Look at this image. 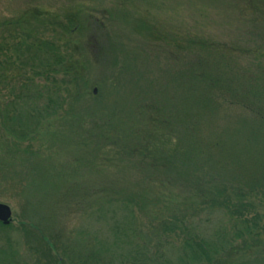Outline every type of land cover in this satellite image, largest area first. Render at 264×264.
Masks as SVG:
<instances>
[{"label": "rangeland", "instance_id": "1", "mask_svg": "<svg viewBox=\"0 0 264 264\" xmlns=\"http://www.w3.org/2000/svg\"><path fill=\"white\" fill-rule=\"evenodd\" d=\"M69 17L71 34L56 26L77 83L64 92L62 110L31 141L12 137L0 119V202L13 212L0 239L11 237L22 251L39 226L74 244L83 231L91 243H111L107 264H120L143 253L135 250L134 230L141 227L139 241L152 239L156 215L167 221L171 207L196 214L183 202L156 205L164 196L156 182L178 178L166 166L172 152L186 158L190 147H201L234 174L255 177L264 168V119L241 100L246 78L262 83L264 77V0H0V47L12 50L15 36L40 40L46 24ZM209 72L217 76L214 86L202 78ZM8 97L0 96V107ZM147 150L154 154L145 157ZM260 150L262 168L255 162ZM239 154L250 168L230 163ZM41 171L49 183L31 186ZM182 188L176 198L188 201L192 188ZM126 199L132 210L122 204ZM200 217L209 218V234L230 227L219 211ZM22 221L40 225L27 226L34 229L27 235ZM118 230L122 243L115 241ZM228 264H264V252H238Z\"/></svg>", "mask_w": 264, "mask_h": 264}, {"label": "trees", "instance_id": "2", "mask_svg": "<svg viewBox=\"0 0 264 264\" xmlns=\"http://www.w3.org/2000/svg\"><path fill=\"white\" fill-rule=\"evenodd\" d=\"M72 18L69 17L68 23L64 24L61 21L59 24L48 22L51 25H45L46 35L45 32L42 33L40 40L27 41L15 36L12 39L17 46H12V50L0 47V96H9L0 107L1 125L8 134L20 141H31L38 137L47 121L62 110L66 101L64 92L71 84L77 83L75 75H68V70H73L72 64L68 62L70 54L60 44L63 42L60 39L61 32L56 26L61 25L62 34H71L75 31L71 29L75 20ZM9 23L13 24L14 21ZM17 24L10 27H16L17 30ZM22 53L25 56H22ZM18 57L21 59H17ZM213 73H205L202 77L210 86L217 82V76ZM32 77H42L44 84L40 86ZM246 80L245 94L241 96L242 105L250 107L251 113H256L259 121H263L264 77L262 83H257L256 77H248ZM75 86L78 88V85ZM253 106H258L261 111L253 109ZM208 152L196 146H193V149L189 148L186 158H182L180 153L172 152L168 159L174 158L172 161L169 159L170 162L166 166L178 178L170 175L166 182L162 179L156 182L163 189L160 193L164 194L163 200L161 196H157L156 205L165 202L174 206L176 202H183L186 210L194 209L196 214L188 215L189 212L183 213L181 212L183 210L171 207L173 215L167 217L171 221H164L162 215H156L160 224L152 226V239L139 241L144 239L138 236L141 227L134 230V237H140L135 243V250H143V253L137 252L126 256L124 259L126 262L122 263L121 260L120 264H228V258L235 253L251 250L264 252V213L261 211L264 207V168L255 172V177L250 176L251 172L241 171L240 174H234L227 167L223 169L221 158L217 154L211 153L218 160ZM260 153L262 150L256 154L259 160L255 161L258 168L263 166ZM153 154L154 150H147L145 157H151ZM239 157L242 158L239 154L237 159L230 163L234 166L241 163L239 167L241 169L250 168L244 160H239ZM39 174L41 177L33 176L29 179L31 186L38 187L41 181L49 183L48 180L40 179L47 174H43V171ZM183 185L192 188L188 201L179 200L175 195L179 193V188L183 190ZM27 187L29 188V185ZM39 194L32 192L29 196ZM104 204L105 202L99 205ZM122 204L126 208L130 206L132 210L130 199L124 200ZM98 207L92 211L100 210ZM211 211H219L230 227L220 226L215 233L209 234L206 227L209 218L202 220L200 215ZM33 221H30V225L22 221L21 226L25 234L28 235V232L34 230L27 226L40 225L39 221L37 225ZM10 225L0 221L2 230L11 227ZM39 228L40 226L33 239L28 241L30 249L22 251L17 248L11 237L2 235L0 264H107L106 256L114 252L110 250L111 243L105 244L102 241L96 243L97 241L93 240L91 243L81 233L83 231L78 232L76 236L78 242L74 244L71 239L63 241L57 236L44 234ZM117 233L119 235L115 241L122 243L125 238L120 235L124 233L122 230H118ZM162 248L177 254L174 257L159 254ZM151 249L156 250L153 255ZM147 254L151 256L146 257ZM172 259L174 261H171Z\"/></svg>", "mask_w": 264, "mask_h": 264}, {"label": "water", "instance_id": "3", "mask_svg": "<svg viewBox=\"0 0 264 264\" xmlns=\"http://www.w3.org/2000/svg\"><path fill=\"white\" fill-rule=\"evenodd\" d=\"M12 214V208L8 204L0 202V221L3 224L8 225L11 223Z\"/></svg>", "mask_w": 264, "mask_h": 264}]
</instances>
